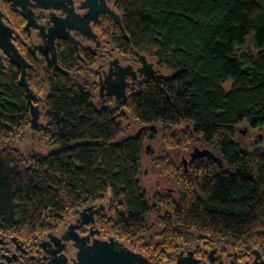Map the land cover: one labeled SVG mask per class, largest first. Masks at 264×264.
Returning a JSON list of instances; mask_svg holds the SVG:
<instances>
[{"label":"trees","instance_id":"trees-1","mask_svg":"<svg viewBox=\"0 0 264 264\" xmlns=\"http://www.w3.org/2000/svg\"><path fill=\"white\" fill-rule=\"evenodd\" d=\"M115 8L127 38L117 28L120 48L146 56L166 77L141 81L115 109L94 104L70 53L61 59L69 74L29 71V88L43 95L37 138L50 152L23 155L29 105L18 70L7 66L0 73V239L15 238L36 254L76 210L103 205L108 196L111 215L96 216L97 230L129 243L146 264H174L193 241L220 243L239 259L257 250L264 259V146L246 151L235 142L241 125L264 133V0H115ZM246 44L251 53L238 55ZM126 116L142 128L139 136H123ZM182 125L187 131L171 132ZM157 129L168 149L201 141L223 170L198 160L185 174L163 158L159 166L179 196L147 199L138 179L141 155ZM152 213L156 240L148 237Z\"/></svg>","mask_w":264,"mask_h":264},{"label":"flooded vegetation","instance_id":"flooded-vegetation-1","mask_svg":"<svg viewBox=\"0 0 264 264\" xmlns=\"http://www.w3.org/2000/svg\"><path fill=\"white\" fill-rule=\"evenodd\" d=\"M44 5L53 8H39ZM113 15L120 18L115 8V0H0V38L7 35L16 52L29 66L26 68V78L28 72L35 68H41L48 74L57 72L53 69L54 66L51 62L53 59H55L59 68L64 71L61 68V59L66 60V57L70 53L77 60L76 68L82 69V73L89 79L87 87L91 92L94 104L99 107L112 105L115 109L123 108L128 97L136 90L137 85L146 79L140 73V54L120 48V37L117 33V28L120 30V27L114 22ZM121 37L127 41V38L123 34ZM0 57L2 64L0 73L4 72L7 66H12L18 70L20 76V69L15 64L10 63L2 50H0ZM152 64V69L159 71L158 69H154V63ZM66 74L69 73L66 72ZM80 74V72H75L74 76H80ZM117 77L123 79L122 83L124 84L126 96V100L121 106L118 105V101L114 95L110 96V93L114 90L111 83ZM34 95L36 99L33 101V105L38 107L40 117V106L42 105L43 98L38 94L34 93ZM42 127L41 124L39 130ZM39 130L33 132L30 129L31 137L32 134L34 136V133L39 132ZM157 158L161 157L157 156ZM196 161L198 160L190 163L189 154V161L187 163L182 161V171L187 174L190 166ZM216 167L218 168L217 165ZM222 168L223 164L219 169ZM155 184H159L158 178L155 180ZM170 192L172 190L163 193L169 195ZM155 193L158 192H154L153 194ZM106 210L110 212V207L107 206L106 209L104 207L103 211L95 214L94 224L78 229V233L84 236L92 229L98 232V235H94L92 238L100 240L110 238L101 237L95 224L96 216L105 214ZM76 219L77 215L72 218L69 224L74 223ZM43 240L47 241L46 237L41 241ZM4 241L6 244L0 247V256L3 254H7L8 256L16 254L17 258L12 261V264L44 263V254L39 249H37L36 254H31L26 250L25 253L21 254L10 241ZM121 243L126 246L125 242ZM126 247L133 251L128 246ZM214 249L215 253L210 256L212 259H215L214 264H217L219 261L222 264H230L231 262L240 264L238 263L239 257L236 253L232 254L223 252L222 249ZM69 250H73V254L69 258L74 257L75 250L70 244L67 246V253ZM211 250L213 249H199L198 246L191 248L182 245L176 257L180 253L185 256L187 252L191 251L194 258L204 263L208 261ZM234 254H236V257H234ZM251 261L244 260L243 263Z\"/></svg>","mask_w":264,"mask_h":264},{"label":"water","instance_id":"water-1","mask_svg":"<svg viewBox=\"0 0 264 264\" xmlns=\"http://www.w3.org/2000/svg\"><path fill=\"white\" fill-rule=\"evenodd\" d=\"M39 8L48 9L53 7L44 5L40 6ZM113 20L116 24L119 25L120 30L123 33L120 18L113 15ZM123 36L126 38L124 33ZM0 50H2L3 53L8 57L11 64H15L20 69L19 85L24 89L25 98L29 105L30 129L33 130V132H36L39 130L41 124L38 123V107L33 105V101L36 99V97L29 88L26 81V68H28L29 66L16 52L7 35L3 38H0ZM139 59L141 64L140 73L145 79H163L166 77L159 71H154L152 69L153 64L148 63L152 61L147 62L146 56L139 55ZM51 62L54 66L53 69L55 71L66 74V72L62 71L56 64L55 59H53ZM0 68H2L1 57ZM122 82L123 79L121 77H117L111 83L114 90L110 93V96H115L119 106L124 104L126 100V96L124 93V84ZM141 130L142 128L138 130L136 136H139ZM201 159L212 161V163L216 164L218 168L222 167L220 158L215 157L208 150L199 151L196 149L190 154V163L194 162L195 160ZM103 210L104 206L102 204L89 205L84 207L82 210H76L75 215H77V219L74 223L68 224L60 234H47L45 236L47 241L43 240L37 245L38 249L44 254L43 264H146L147 259L142 254L131 251L126 246H124L123 243L119 242L113 237H110L106 240L92 238L94 235H98V232L93 231L92 229H90L89 233L84 236H81L78 233V229L93 225L94 215ZM10 243L15 246V249L18 252H20L21 254L25 253V249L23 248L22 243H18L15 238H12L10 240ZM5 244V241L3 239H0V247H3ZM69 244L75 250L74 257L72 258H69L67 255V246ZM213 253H215V249L209 252L208 261L204 263H201L200 260L194 258L193 252L191 251L187 252L185 256L180 253L176 257L174 264H214L215 259H212L210 257ZM248 255L253 257L252 261L244 262L242 264H264V259H262L260 253L257 250L250 251ZM234 257H236V254H234ZM16 258V254H13L11 256L3 254L0 256V259L2 260L0 264H12V261L16 260ZM217 264H222V262L219 261ZM230 264L237 263L231 262Z\"/></svg>","mask_w":264,"mask_h":264},{"label":"rangeland","instance_id":"rangeland-1","mask_svg":"<svg viewBox=\"0 0 264 264\" xmlns=\"http://www.w3.org/2000/svg\"><path fill=\"white\" fill-rule=\"evenodd\" d=\"M249 44V42H247ZM248 44L245 45V47H243L242 49L237 51V54H242V53H251V49L248 46ZM147 61H151L150 59L147 58ZM154 63V62H152ZM154 69H158L156 67V65L154 64ZM159 70V69H158ZM160 73H162V75H166L164 74V72H162L161 70H159ZM78 81L80 82H89L88 77L81 73L80 76L77 75L76 76ZM230 86L229 83L224 85L225 89H228ZM43 98V95H40ZM112 107V105H110ZM98 107V106H97ZM114 108V106H113ZM38 122L42 124V126H44L45 124V119H44V111L42 109V107L40 106V117L38 119ZM123 136L124 137H129V136H133L135 133L138 132V130L140 129V127L135 124L129 117H125V119L123 120ZM188 127L185 125L182 126H178V127H173L171 128V132L174 133H181L182 131H187ZM158 131V135L156 137V139L152 142L149 141H145L143 144V151H142V155H141V165H140V172H139V182H140V187L142 189V191L144 192L145 196L147 199H149L154 192H158L160 194H164L163 192L165 191H171L169 196L173 197L174 199H177L179 196V187L177 186V184L175 183L174 178H172L173 176L170 173H166L160 166H159V161L163 158H165V160L167 159L168 162H170V164L174 167L177 168L178 170H182V161L184 162H188L189 161V154H191L194 150H208L210 151L215 157H219L217 155V153L209 148L208 146H206L205 144H203L201 141L197 140L196 138L192 137V142L189 144V146L185 149H171L169 150L163 140H162V136H161V130L157 129ZM30 135H31V131H30ZM264 133L261 131H253L250 130L249 128H247L245 125H241L237 128V134H236V143L240 146L241 149L246 150V151H253L259 148V143H263L264 146ZM20 152L23 155H28L31 154L33 152L37 153V154H46L48 152H50L46 146L37 138V133H34V136L31 138H29L28 140H26V142H24L20 147H19ZM33 151V152H32ZM157 156L161 157V158H157ZM158 160V162L156 163V161ZM215 165V164H214ZM216 166V165H215ZM223 169H219V171H221ZM169 174V175H167ZM158 178L159 180V184L156 185L155 184V180ZM162 192V193H161ZM108 199L109 197L106 196L105 197V201L103 203V206L105 207V209L107 208V204H108ZM81 210V209H80ZM105 214L107 216H110V212L106 210ZM76 216L75 214L73 216L70 217L69 222L72 221V218ZM157 217L158 214L156 213H152L148 216L147 218V225L149 228L148 231V237L156 240L155 235L160 231L158 226H157ZM68 222V224H69ZM66 228V227H65ZM65 228L60 229L57 232H54L52 234H60ZM197 237V236H195ZM125 245L128 246L129 248H133L134 251H136V249L134 247H132L129 243L125 242ZM184 247H186L187 245H183ZM198 246L199 249H208L205 246H203L202 242H198V241H193L190 245H188V247H196ZM217 248L219 250H221L223 248V245L220 243H213V246L211 247V249ZM226 252L229 253H234L233 251H231L229 248H226ZM73 254V250H69L67 255L68 257H70ZM253 259L252 256H248L247 259H239L240 264L243 263V261H251Z\"/></svg>","mask_w":264,"mask_h":264}]
</instances>
